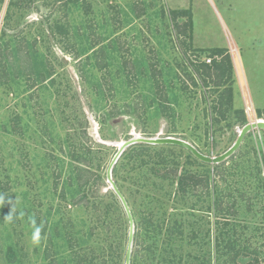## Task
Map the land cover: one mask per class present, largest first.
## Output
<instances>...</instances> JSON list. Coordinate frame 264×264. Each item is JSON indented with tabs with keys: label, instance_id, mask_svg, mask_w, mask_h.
I'll return each instance as SVG.
<instances>
[{
	"label": "rangeland",
	"instance_id": "1",
	"mask_svg": "<svg viewBox=\"0 0 264 264\" xmlns=\"http://www.w3.org/2000/svg\"><path fill=\"white\" fill-rule=\"evenodd\" d=\"M256 119L264 0H0V264H124L128 220L105 176L117 144L173 136L216 156ZM170 152L178 173L207 179L194 195L149 172L143 183L132 148L113 167L131 264H165L168 241L166 264H264V131L218 164Z\"/></svg>",
	"mask_w": 264,
	"mask_h": 264
},
{
	"label": "trees",
	"instance_id": "2",
	"mask_svg": "<svg viewBox=\"0 0 264 264\" xmlns=\"http://www.w3.org/2000/svg\"><path fill=\"white\" fill-rule=\"evenodd\" d=\"M214 51H218L217 49ZM212 64H200L199 66L194 68V72L196 71V73L200 74H206V76H210L209 78H213L214 79H219V77L222 74L219 75H212V70L214 68L218 69V67L216 66H211ZM220 80V79H219ZM215 81V80H214ZM221 83L217 82L215 83V85H220ZM207 105V104H206ZM214 106H209L208 109L213 108ZM129 148L134 149L135 151V163H134V168H137L139 171H146L144 172V174L141 175V177L143 178V183H145V181H148L149 177L147 175V172L155 175L156 177H158L161 180H167L169 181L171 184L172 183H177V187L178 190H180L181 192V198L182 199L185 194H189L191 192H194V190H196L198 188V186L200 184H203L202 182L205 181L206 182V178L204 179V174H199L197 176V174H194L192 172V170L189 169H182L180 170V172L178 173V165H180L178 163V159H177V153H171L170 151H172V149L177 148L178 150H183V148L179 147V146H174V145H150V144H143V143H138L135 145L130 146ZM189 156L190 153H189ZM196 160V159H195ZM201 163V162H199ZM202 165H205L204 162L201 163ZM206 166V165H205ZM258 164H257V174L259 176V181L260 183H262L263 188H264V182L260 177V173H259V168H258ZM140 181V182H142ZM153 184H155L156 182H152ZM142 186V185H141ZM204 186V185H201ZM206 186V185H205ZM192 194V193H191ZM194 195V194H192ZM147 201L149 203H154L155 202H160L158 201L156 198H154L153 195H147ZM162 207L166 208V204L162 201L161 204ZM192 208V207H191ZM192 210V209H191ZM163 219L167 220L168 217L165 216L163 217ZM149 223V222H148ZM151 225V226H150ZM150 229L151 227H154L152 229V231L155 230L156 225H153V223H149ZM158 226V225H157ZM158 230V227H156ZM171 229H174V227ZM171 229L170 227L168 228V231L171 233ZM179 230H181V224L179 225ZM196 235H192V237ZM229 242L231 243V241L229 240ZM154 245V249H151L152 247L149 246V250H151V252H153V257L156 256V247L155 246V242L151 243L150 245ZM234 244V243H232ZM172 250L169 241L164 242L162 244V246L159 248L160 252H159V257H162V259L160 258V263H167L169 262V258L168 255L170 254V250ZM199 255H197V258H194V260L199 259L198 258ZM154 259L152 257H150V261H153ZM191 262V261H190ZM198 263H203L202 260H199ZM152 264V262H151Z\"/></svg>",
	"mask_w": 264,
	"mask_h": 264
},
{
	"label": "water",
	"instance_id": "3",
	"mask_svg": "<svg viewBox=\"0 0 264 264\" xmlns=\"http://www.w3.org/2000/svg\"><path fill=\"white\" fill-rule=\"evenodd\" d=\"M255 129L264 131V119H256L252 122L245 123L237 131V137L234 140V142L224 152L216 156L203 154L192 143L188 142L187 140L173 136L146 137L141 135H133L127 140L120 141L117 144V150L107 165L105 176H106V181L108 182L110 188L113 190L114 194L119 199L128 220V232H127V242H126V250L124 256V264H131L135 224L128 202L112 177L113 167L118 161L119 157L122 155V153L128 147L138 143L150 144V145H174L187 150L190 154H192L196 159H198L201 162L207 164H218L229 158L231 155H233L236 152V150L239 148L245 135Z\"/></svg>",
	"mask_w": 264,
	"mask_h": 264
},
{
	"label": "clouds",
	"instance_id": "4",
	"mask_svg": "<svg viewBox=\"0 0 264 264\" xmlns=\"http://www.w3.org/2000/svg\"><path fill=\"white\" fill-rule=\"evenodd\" d=\"M5 202H6L5 197L0 195V204H4ZM7 202L10 203L11 205L10 198L7 200ZM4 219L9 224L14 223L16 219V209L11 206L9 213L4 216ZM40 233H41V227L40 226L35 227L33 234L31 236V240L34 244H38L40 242L41 239Z\"/></svg>",
	"mask_w": 264,
	"mask_h": 264
},
{
	"label": "built area",
	"instance_id": "5",
	"mask_svg": "<svg viewBox=\"0 0 264 264\" xmlns=\"http://www.w3.org/2000/svg\"><path fill=\"white\" fill-rule=\"evenodd\" d=\"M210 60H211L210 58H207V60H206V61H207V63H210Z\"/></svg>",
	"mask_w": 264,
	"mask_h": 264
}]
</instances>
